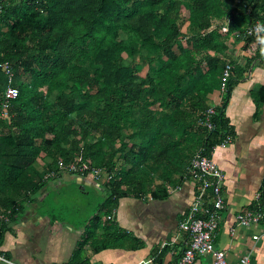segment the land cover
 <instances>
[{"label": "trees", "instance_id": "obj_1", "mask_svg": "<svg viewBox=\"0 0 264 264\" xmlns=\"http://www.w3.org/2000/svg\"><path fill=\"white\" fill-rule=\"evenodd\" d=\"M257 23L264 0L4 2L0 64H10L20 94L3 118L0 90V217L12 221L37 201L61 163L102 170L107 215L124 197H167L198 150L211 155L232 133L225 108L240 67L230 40L264 67V37L246 35ZM228 63L227 92L214 107ZM213 107L210 130L201 121ZM263 208L259 200L250 210Z\"/></svg>", "mask_w": 264, "mask_h": 264}, {"label": "crops", "instance_id": "obj_2", "mask_svg": "<svg viewBox=\"0 0 264 264\" xmlns=\"http://www.w3.org/2000/svg\"><path fill=\"white\" fill-rule=\"evenodd\" d=\"M6 1L0 0V8ZM230 42L228 55L240 68L225 108L233 139L213 151L214 160L225 174L222 194L226 205L216 246L226 253L229 262L248 257L250 264H264V221L247 227L238 221V215L250 211L254 203L263 200L264 205V100L258 102L264 94V67L259 60L250 61L243 42L235 37ZM8 84L0 64L2 93ZM222 88L209 98L213 105L215 102L214 107L223 103ZM104 183L91 176L67 173L51 180L39 199L24 204L12 221L2 214L0 220L6 225L2 229L0 224V255L16 264H75L86 259L91 264L177 263L189 246V235L180 224L196 197L194 180L183 179L175 187L168 186L169 194L162 199L153 198L151 193L143 198L124 197L111 215L106 214L110 208L100 207L99 222L93 220L95 213L86 210L73 216L56 208L65 192L64 185L71 188L76 184L74 191L86 196L96 189L105 198L102 203L106 202ZM52 196L55 202L49 203ZM211 262L212 256L204 255L193 264ZM0 264L10 263L0 259Z\"/></svg>", "mask_w": 264, "mask_h": 264}, {"label": "built area", "instance_id": "obj_3", "mask_svg": "<svg viewBox=\"0 0 264 264\" xmlns=\"http://www.w3.org/2000/svg\"><path fill=\"white\" fill-rule=\"evenodd\" d=\"M247 36H263L264 24L257 23L247 28ZM8 77L9 84L3 93L2 117L8 116V109L13 100L17 99L20 91L13 86L14 74L9 63L2 64ZM233 66L228 63L223 73V90L227 92V82L231 77ZM216 114V109L210 108L206 113V120L201 121L210 130L213 129L211 118ZM232 136L227 135L220 145L227 146L232 141ZM61 173H67L74 176H91L96 181H102L103 174L100 168L92 167L88 164H74L65 166L60 164ZM55 176V173L47 177ZM193 179L197 192L187 217L180 224V229L189 235V246L184 251L182 257L174 264H193L198 256L211 255V264H250L248 257L242 258L238 262H229L226 253L216 246V238L220 228L221 213L225 209V198L222 194V184L225 174L217 162L214 160L213 152L211 155L205 154L203 150L199 151L192 158L189 167L186 170L185 179ZM109 219L111 217L109 216ZM238 221L241 226H250L253 223L264 221V211H248L238 215ZM0 259L10 264H16L4 255Z\"/></svg>", "mask_w": 264, "mask_h": 264}, {"label": "rangeland", "instance_id": "obj_4", "mask_svg": "<svg viewBox=\"0 0 264 264\" xmlns=\"http://www.w3.org/2000/svg\"><path fill=\"white\" fill-rule=\"evenodd\" d=\"M220 23H222V22H220ZM224 28H226V26H224ZM186 29L184 28L183 31H186ZM185 40L188 41L187 39H185ZM137 61H138V58H137ZM147 71H148L147 67L139 66V74L142 77L146 76ZM222 91L224 92L223 88H222ZM210 103H212V102L210 101ZM214 105H216L215 102H214ZM214 105L212 104V106H214ZM154 109H156V107H154ZM185 146H189V144H185ZM198 151H200V150H198ZM46 161L49 162L50 159L47 158ZM106 179H107V177L103 176L102 180L106 182ZM103 183H102V181H100V184H103ZM74 185L75 186H72L71 188H70V185H68V186L64 185L65 192L61 194V197L59 198V202H57V204H56V208L60 207L58 209V211L63 212L67 215H70L71 213H73V216L74 215H77V216L82 215V213H85V212H83L84 210H86L88 213H90V212L95 213V214L99 213L98 210L100 209V204L105 199L104 196L101 195L98 192V190H96V189H92L91 195H88V196L78 194V192L74 191L76 189L77 185L76 184H74ZM73 187H75V188H73ZM75 193H76V195H75ZM51 200H53L55 202L54 196L49 198V203L51 202Z\"/></svg>", "mask_w": 264, "mask_h": 264}]
</instances>
